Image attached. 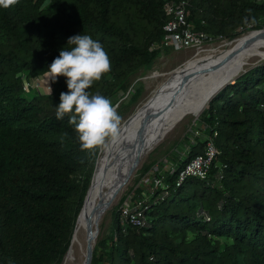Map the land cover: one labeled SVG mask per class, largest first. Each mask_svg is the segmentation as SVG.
I'll return each mask as SVG.
<instances>
[{
  "label": "trees",
  "instance_id": "16d2710c",
  "mask_svg": "<svg viewBox=\"0 0 264 264\" xmlns=\"http://www.w3.org/2000/svg\"><path fill=\"white\" fill-rule=\"evenodd\" d=\"M166 1L18 0L0 8V264H61L100 151L81 148L71 113L56 118L66 77L49 79L51 95L28 99L22 75L46 77L59 51L72 47L68 38L86 34L112 65L87 91L113 104L159 55L151 45L162 38ZM188 1V20L210 36L264 28V0ZM234 79L206 103L205 137L166 173L167 194L145 202L144 225L121 224L122 197L91 264H264V60ZM214 132L208 179L176 186L179 169Z\"/></svg>",
  "mask_w": 264,
  "mask_h": 264
},
{
  "label": "bare ground",
  "instance_id": "6f19581e",
  "mask_svg": "<svg viewBox=\"0 0 264 264\" xmlns=\"http://www.w3.org/2000/svg\"><path fill=\"white\" fill-rule=\"evenodd\" d=\"M217 51L208 48L198 53L175 71L150 77H163L137 112L120 126L119 137L101 147L81 215L75 223L71 243L62 264L76 261L82 264L86 247L85 228L90 224L96 242L99 224L109 207L99 210V204L109 202L116 186L144 154L154 148L166 131L179 118L200 104L203 97L218 82L237 72L254 59L264 60V31L249 32L227 43ZM241 68V69H242ZM113 201V200H112Z\"/></svg>",
  "mask_w": 264,
  "mask_h": 264
},
{
  "label": "rangeland",
  "instance_id": "374dc122",
  "mask_svg": "<svg viewBox=\"0 0 264 264\" xmlns=\"http://www.w3.org/2000/svg\"><path fill=\"white\" fill-rule=\"evenodd\" d=\"M251 30L254 29L247 30L232 39H225L222 37L214 39L206 49L216 48L217 51L223 50V48L225 49L228 47V42L249 33ZM203 51L198 53H202ZM198 53L190 49H163L150 68L140 69L135 72V74L131 75L127 89L119 91L112 99L113 106L116 107V110L121 117L120 126L137 112L142 103L151 95L153 89H155L163 79L162 76L158 79L151 78L150 75L154 71H157L160 74L163 73L162 75L175 71L185 63H189L193 56ZM262 61V59H254L249 64L244 65L243 68L241 67L242 69L240 68L234 74L219 79L218 82L208 91V93L214 91L209 97H212L216 90L221 89L225 85L221 84L225 79H234L243 71ZM41 78L45 79L43 80ZM29 82L31 83L30 88L22 91V95L26 96L28 99L34 97L38 93H49L48 87H50V82L46 77L41 76L40 78H37V81L30 79ZM135 90H138V93L136 94L135 99H132ZM208 93L203 97L200 104L192 109V111L182 118L177 119L166 131L160 142L140 158L127 182L106 209L99 224L95 244L100 240L109 239L112 227V211L122 197H125L123 202L130 201L131 203H134L138 200H148L151 196H154V194L159 193V191V196L163 195L161 191L162 189L160 187H155L153 179L157 176L165 178L166 173L170 168L177 165V160H181L185 157L189 145L194 144L197 139L200 140L205 137V126L200 123L199 116L210 99L207 97ZM196 130L198 131V134H195ZM146 166H149L147 170H145ZM78 255L79 254L77 253L76 261L71 264H77L79 261ZM98 264L102 263L99 262Z\"/></svg>",
  "mask_w": 264,
  "mask_h": 264
},
{
  "label": "clouds",
  "instance_id": "9594fccd",
  "mask_svg": "<svg viewBox=\"0 0 264 264\" xmlns=\"http://www.w3.org/2000/svg\"><path fill=\"white\" fill-rule=\"evenodd\" d=\"M18 0H0V8L16 5ZM70 50L59 51L46 70V78L55 82L58 76L66 77L67 92H61L56 118L71 113L68 123L74 126L81 148L95 150L114 142L119 137L121 117L111 100L89 89L111 71L112 65L102 44L89 35L68 38ZM51 95L52 89L48 87Z\"/></svg>",
  "mask_w": 264,
  "mask_h": 264
},
{
  "label": "built area",
  "instance_id": "2783aa9c",
  "mask_svg": "<svg viewBox=\"0 0 264 264\" xmlns=\"http://www.w3.org/2000/svg\"><path fill=\"white\" fill-rule=\"evenodd\" d=\"M188 7V0H168L164 3V12L168 16V19L162 27L163 34L161 40L153 43L151 45L152 49H159L160 52L163 49H190L198 53L205 50L214 39L220 38V36L213 37L204 31L195 29L194 25L188 20ZM237 30L241 31L242 26ZM22 80L23 89L28 90L31 83L26 79L25 74L22 75ZM34 80L37 81V78ZM195 134H198L197 130ZM215 135L216 132H214L213 135L206 136L203 153L195 155L179 169L175 181L176 186H180L190 177L208 179L212 163L218 153L213 143V137ZM175 168L176 165L175 167L170 168L169 171H174ZM219 177L220 175L218 178ZM153 182L155 187H160L162 189L163 195H157V198L162 199L168 192V185L165 184V179L162 176H157L153 179ZM146 201L147 199L138 200L134 203H131L130 201L122 202L119 206L118 215L121 224H129L133 227L143 226L146 220Z\"/></svg>",
  "mask_w": 264,
  "mask_h": 264
},
{
  "label": "water",
  "instance_id": "95a60500",
  "mask_svg": "<svg viewBox=\"0 0 264 264\" xmlns=\"http://www.w3.org/2000/svg\"><path fill=\"white\" fill-rule=\"evenodd\" d=\"M264 31V28H259V29H254V30H251L249 32H258V31ZM244 72V71H243ZM235 79H231V78H227L225 79L221 84H228V83H234ZM224 85V86H225ZM221 86V85H220ZM219 86V87H220ZM223 86V87H224ZM220 90V89H219ZM218 90H216L217 92ZM212 92L214 91H211L210 93H208L207 97L208 98H212V97H209L211 96ZM215 92V93H216ZM206 97V98H207ZM209 99V100H210ZM140 160V159H139ZM139 160H136L135 164L132 166V168L129 170L128 174L126 175V177L116 186V188L113 190L112 192V195H111V199L109 202H106V203H103V204H99L98 206V209L99 210H104L106 207H108V205L110 204V202H112V200L116 197V195L118 194V192L122 189V187L125 185V183L127 182L128 178L130 177V175L132 174L134 168L136 167V165L138 164ZM91 183V182H90ZM90 186V185H89ZM89 189V187H88ZM88 189H87V192H88ZM87 192L85 194V197H84V201H83V204H82V207L77 215V218L76 220L78 219V217L81 215L82 213V210L84 208V203H85V199H86V196H87ZM73 235V234H72ZM84 237L86 239V247H85V252H84V258H83V261H82V264H91V261H92V256H93V249L94 247L91 245V240L92 238H94V234L92 233L91 231V227H90V224H87L86 225V228H85V233H84ZM97 237V235H96ZM72 238V237H71ZM70 243H71V240H70ZM70 246V244H69ZM68 250V249H67Z\"/></svg>",
  "mask_w": 264,
  "mask_h": 264
},
{
  "label": "crops",
  "instance_id": "0c3cea01",
  "mask_svg": "<svg viewBox=\"0 0 264 264\" xmlns=\"http://www.w3.org/2000/svg\"><path fill=\"white\" fill-rule=\"evenodd\" d=\"M45 78H43V80H44Z\"/></svg>",
  "mask_w": 264,
  "mask_h": 264
}]
</instances>
